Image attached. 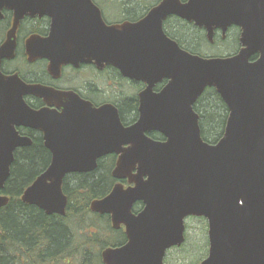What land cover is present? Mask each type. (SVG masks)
Returning a JSON list of instances; mask_svg holds the SVG:
<instances>
[{
    "label": "water",
    "instance_id": "water-1",
    "mask_svg": "<svg viewBox=\"0 0 264 264\" xmlns=\"http://www.w3.org/2000/svg\"><path fill=\"white\" fill-rule=\"evenodd\" d=\"M4 9L15 13V31L25 16L52 18L47 40L73 42L58 47L63 63L93 56L150 86L141 96L138 123L124 129L113 106L96 110L77 97L0 77V209L10 202L2 193L14 150L32 144L16 132L15 127L24 126L41 130L46 147L59 154L55 156L69 157L54 159L23 193V203L47 215L66 214L65 175L90 172L98 157L122 154L114 176L129 177L136 187L117 185L106 199L91 205L93 212L110 214L114 228L127 229L126 245L105 250L104 264H164L168 251L185 243L189 217L208 222L209 252L201 264H264V0H164L144 21L114 26L106 25L91 0H0V16ZM170 16L204 28L210 39L216 30L225 34L238 27L241 49L222 58L184 51L163 32L162 22ZM163 79L168 86L154 94L152 87ZM207 89L216 91L229 112L216 144L203 140L194 110ZM26 95L66 103L60 106L62 113L36 112L24 102ZM73 100L84 107L69 109ZM95 129L102 131L95 140L101 150L86 158L92 152L87 131ZM152 131L167 142L137 140L135 148L122 149L133 146V136ZM141 152L145 154H137ZM136 165L138 174L132 177ZM137 201L145 209L136 217L131 211Z\"/></svg>",
    "mask_w": 264,
    "mask_h": 264
},
{
    "label": "flooded vegetation",
    "instance_id": "flooded-vegetation-1",
    "mask_svg": "<svg viewBox=\"0 0 264 264\" xmlns=\"http://www.w3.org/2000/svg\"><path fill=\"white\" fill-rule=\"evenodd\" d=\"M91 1L94 6L100 10L103 21L106 25L114 26L123 25L125 23L137 24L144 21L155 8L163 3L164 0ZM180 2L185 4L188 0H180ZM15 20L16 15L13 11L6 9L2 11L0 16V77H17L26 86L37 87L42 91H46V93H52L57 96L71 95L72 99L73 97H77L82 103L91 106L96 110H100L109 105L113 106L118 110L124 129H131L138 123L141 117V96L149 88V83L142 81L141 79L126 77L120 68L106 65L103 60H96L93 56L85 57L84 59L75 58L72 62L66 61L67 63H63L64 59L60 58L61 55L58 47L66 45V43L73 44V42L47 40L52 33V18L39 15L33 17L25 16L20 19L18 26L16 25V31L14 30L16 24ZM70 21L74 22L73 19H70ZM162 28L165 35L169 39L175 41L182 50L202 57L215 58L232 56V54L229 56H212L210 54H203L201 51L205 46L208 47L207 49L209 51H211L210 49H213V52L214 50L217 51L219 47L218 43H225L234 32H236L235 38L238 40V47L235 51L236 54L239 53L241 49V30L238 27H231L225 34L221 30H216L213 37L210 39L208 31L204 28L196 27L194 23H189L180 17L170 16L162 22ZM227 49L230 50L229 48ZM168 84V79H163L162 81L157 82L152 87L153 93L156 95L160 94ZM209 91H212L217 95L214 89H207L194 106L196 112H198L201 106L202 99ZM23 100L31 110L36 112L48 110L50 112L62 113L63 110L60 106H63L66 103L65 100L59 98L49 99L44 96L38 97L33 95H26L23 97ZM74 103L73 100L71 105H69V109L80 111L81 107H84L78 106ZM199 125L203 137L201 118ZM15 129L20 137L31 139L32 144L28 147H19L14 150V162L11 166L10 178L16 162L27 159L29 155L26 154V150L32 149L36 146L44 151L45 161L41 165L42 167L40 168V171L37 176H35L30 186H32L36 180L49 169L54 159L69 158L67 154L55 156L59 154L53 153L46 147L45 134L41 130L31 129L24 126L15 127ZM87 133L92 138V142L89 145V149L92 152L89 153L86 158H95V154L101 150L100 144H96L95 140L97 139V136L99 138L101 137L102 131H97L95 129L87 131ZM82 135L83 131L80 136L82 137ZM137 140L156 143L167 142V138L160 132H145L144 134L142 133L141 136H137V139L133 136V146L128 144L122 149L128 150L132 147L135 148ZM204 141L209 144L217 143L206 140ZM141 147L145 150L142 144ZM137 154L142 156L145 153L141 152ZM37 157L41 158L39 155H37ZM121 157V153L103 155L98 157L96 169L90 172H72L65 175L62 190L67 198L66 214L63 216L58 214L47 215L43 211L49 217L65 219L68 216L70 206L73 205L79 207L78 212L83 208H87L89 219L94 217L102 219H99V225L102 226L101 232L103 234V240L111 241V245L105 246L100 251L102 264H104L102 254L105 250L109 248H119L126 245L127 229L124 225H121L118 229L114 228L112 216L110 214L93 212L91 210V205L94 201L106 199L117 185H122L125 190L136 187L135 183H131L129 177L118 179L114 176V171ZM138 168L139 166L136 165V168L132 171V177L138 174ZM90 178H95L96 182H98L97 184H99V193L96 195L92 194L91 190L88 188V186H94L95 184L93 182H87ZM148 179L147 176L144 177V181H148ZM2 194L6 195L5 190ZM144 209V202L137 201L133 205L131 212L137 217L144 211ZM190 219L207 222L205 218L189 217L186 219V223ZM174 249L177 248H173L172 250Z\"/></svg>",
    "mask_w": 264,
    "mask_h": 264
},
{
    "label": "trees",
    "instance_id": "trees-1",
    "mask_svg": "<svg viewBox=\"0 0 264 264\" xmlns=\"http://www.w3.org/2000/svg\"><path fill=\"white\" fill-rule=\"evenodd\" d=\"M217 97L219 102L197 112L204 140L213 143L223 136L228 116L226 105ZM26 154L27 159L16 162L5 189L10 203L0 209V264H102L100 251L111 241L103 240L100 218L89 219L87 208L78 212L73 205L67 218L49 217L21 201L45 161L44 151L37 146ZM87 182L95 183L88 186L92 194L99 193L95 178Z\"/></svg>",
    "mask_w": 264,
    "mask_h": 264
},
{
    "label": "rangeland",
    "instance_id": "rangeland-1",
    "mask_svg": "<svg viewBox=\"0 0 264 264\" xmlns=\"http://www.w3.org/2000/svg\"><path fill=\"white\" fill-rule=\"evenodd\" d=\"M188 30V29H187ZM234 32L225 43H218V50L203 47L201 53L212 56H229L235 55L238 47V40L235 38ZM229 48L230 50H228ZM219 102L217 95L209 91L208 94L202 99L200 110H204L209 104ZM203 106V107H202ZM207 222L190 219L187 221V242L184 247L174 249L168 252L166 264H200L208 255L209 242H208V227Z\"/></svg>",
    "mask_w": 264,
    "mask_h": 264
}]
</instances>
